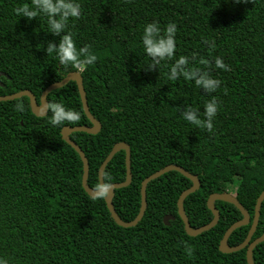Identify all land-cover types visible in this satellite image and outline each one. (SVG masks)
<instances>
[{
  "label": "trees",
  "instance_id": "16d2710c",
  "mask_svg": "<svg viewBox=\"0 0 264 264\" xmlns=\"http://www.w3.org/2000/svg\"><path fill=\"white\" fill-rule=\"evenodd\" d=\"M22 3L30 0H0V95L28 89L38 101L48 84L79 72L89 111L101 124L95 134L70 133L87 158L88 186L99 182V165L115 142L129 146L130 183L112 196L122 220L138 212L142 179L167 164L199 180L182 202L192 227L212 218L206 200L213 192L227 191L252 218L264 189V0H80L82 15L70 19L66 31L77 48L89 45L96 54L83 71L46 54V41L59 36L46 32L42 16L18 17L13 9ZM153 20L161 27L176 23L177 47L172 60L148 69L139 37ZM204 38L215 42L211 56ZM193 53L210 61L220 56L229 66L225 71L209 64L220 80L214 92L183 78L166 79L175 58ZM213 96L218 110L211 132L179 116L186 104L202 112ZM46 100L81 113L69 125H90L74 81L48 92ZM18 101L23 113L14 110ZM50 115H34L27 96L0 100V256L9 264H247L245 248L218 249L225 229L242 217L233 204L215 200L216 224L194 236L185 233L176 202L191 181L175 170L146 184L147 206L136 224L118 225L104 198L93 199L82 188L80 157L61 138V126L48 123ZM102 175L111 184L124 179V150ZM259 211L251 240L264 232V199ZM164 214L173 217L168 225ZM249 226L235 228L227 242H241ZM251 256L264 264V239Z\"/></svg>",
  "mask_w": 264,
  "mask_h": 264
},
{
  "label": "clouds",
  "instance_id": "9594fccd",
  "mask_svg": "<svg viewBox=\"0 0 264 264\" xmlns=\"http://www.w3.org/2000/svg\"><path fill=\"white\" fill-rule=\"evenodd\" d=\"M244 2V0H240ZM15 14L26 17L31 20L34 17L42 16L46 19L47 31L53 36H59L58 41H46L44 51L47 55L53 57L59 65L69 66L83 71L87 66L94 64L97 57L90 51L89 45L77 48L73 42L72 34L66 31L70 19L79 18L82 15L80 0H30V3H22L13 9ZM176 32L177 26L173 21L167 22L163 27L156 20L147 22L142 26L140 33V44L144 54L148 57V69L166 64L172 60L176 50ZM207 44L209 56L212 49L215 48V42L204 38ZM214 64L215 68L227 71L229 66L226 65L220 56L212 57L210 61L204 56L193 53L191 56L180 55L174 59L168 70L164 73L169 81H177L183 78L184 81H192L204 93L214 92L220 85V80L211 75L208 66ZM204 67H200V66ZM47 110L51 113L48 123L52 126H63L79 121L81 113L72 108L65 107L63 103L52 102L46 105ZM14 110L23 113L25 105L22 102H16ZM218 110V102L213 96L203 105V111L199 108L186 104L179 109V116L188 124L197 129H204L211 132L213 130V118ZM103 177V175H102ZM112 184L103 177L91 189L93 199L106 198ZM186 252L190 255L191 248L186 247ZM0 264H9V260L0 256Z\"/></svg>",
  "mask_w": 264,
  "mask_h": 264
},
{
  "label": "water",
  "instance_id": "95a60500",
  "mask_svg": "<svg viewBox=\"0 0 264 264\" xmlns=\"http://www.w3.org/2000/svg\"><path fill=\"white\" fill-rule=\"evenodd\" d=\"M2 74L3 73L0 71V75ZM70 80L74 81L76 84V88H77L79 98L81 101V105H82V110L84 114L86 115V117L88 118L90 125H64L60 129V135H61V138L78 153L81 163H82L81 186L85 190V192L89 196H91L90 194H91L92 188L88 186L86 182L87 174H88L87 158L85 157L81 148L70 138V133L74 131H83V132H87L90 134H95L99 131L101 124L89 111L86 97H85V92H84L83 85H82V80H81L79 72L75 70L68 71L61 79L53 81L50 84H48L40 92L38 101L35 99V96L33 95V93L28 89H22V90L12 92L10 94L0 95V100H8V99L18 98L21 96H27L29 100V106H30L31 112L36 116H43L47 112V108H46L47 93L55 88L65 85ZM119 150H124V164H125L124 179L120 182L113 183L111 188L109 189V192L106 198H104V202L110 213V216L118 225L123 226V227H129V226L136 224L142 217L145 207H146V192H145L146 184L150 180L158 177L164 172L175 170V171L180 172L183 176H185L191 181V185L181 191V193L179 194L177 198V202H176L177 213L180 219L182 220L185 233L190 236H194L205 230H208L209 228H211L212 226L216 224L219 218V211L214 205L215 200H222V201L231 203L239 210L242 217L234 221L233 223H231L225 229L221 239L219 240L218 249L223 253H229V252H233V251H237L239 249L245 248V259H246L247 264H254L252 260V256H251L252 249L257 243L261 242L264 239V232H262L259 236L253 238L252 240H251V236L258 222L260 205H261L262 200L264 199V189L256 197L254 209H253V215L251 219H250V215L248 211L241 205V203L233 195H231L227 191L210 193L207 197L206 205H207V208L211 211L212 218L208 222L200 226L192 227L189 224L188 218L184 212L182 202L186 195L195 191L198 188L199 180L195 174L190 173L189 171L185 170L183 167L176 165V164H167L155 170L154 172L150 173L149 175L145 176L142 179V181L140 182V186H139L140 205L138 208V212L132 219L125 221V220H122L115 212L114 207L112 205V196H113L114 188L127 186L131 180L130 151H129V146L127 143L123 141H118L112 145L111 149L109 150V152L107 153V155L104 157V159L101 161L99 165L98 179L99 181L101 180L102 182V173H103L105 165L112 158V156ZM171 218H173L172 215L164 214L162 216V221L165 225H168L169 224L168 220ZM248 223H250V226H249V229L244 239L235 245H230L227 242L228 236L230 235V233L235 228L241 225H246Z\"/></svg>",
  "mask_w": 264,
  "mask_h": 264
},
{
  "label": "bare ground",
  "instance_id": "6f19581e",
  "mask_svg": "<svg viewBox=\"0 0 264 264\" xmlns=\"http://www.w3.org/2000/svg\"><path fill=\"white\" fill-rule=\"evenodd\" d=\"M186 170V169H185ZM199 187V186H198ZM242 205V204H241ZM147 206V205H146Z\"/></svg>",
  "mask_w": 264,
  "mask_h": 264
}]
</instances>
